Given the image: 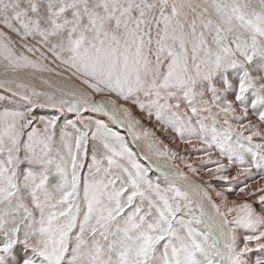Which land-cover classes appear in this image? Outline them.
I'll return each instance as SVG.
<instances>
[{"label":"snow or ice","instance_id":"snow-or-ice-1","mask_svg":"<svg viewBox=\"0 0 264 264\" xmlns=\"http://www.w3.org/2000/svg\"><path fill=\"white\" fill-rule=\"evenodd\" d=\"M254 169L264 0H0V264H264Z\"/></svg>","mask_w":264,"mask_h":264},{"label":"rangeland","instance_id":"rangeland-1","mask_svg":"<svg viewBox=\"0 0 264 264\" xmlns=\"http://www.w3.org/2000/svg\"><path fill=\"white\" fill-rule=\"evenodd\" d=\"M37 86L40 87L38 84H37ZM97 98L99 99V97H97ZM97 115L99 116V114H97ZM137 115H141V114L139 112H137ZM101 118L105 119L106 122H107V118L106 117H101ZM110 126L113 128L114 131L119 132L122 136L125 137V139L129 142L130 147L133 148V151H136L137 152L139 162L142 163V164H144L147 167L148 166V162L145 161L143 159V157L139 155V153L141 151L147 152V149L144 147L143 143L140 142V145L142 147L140 146L139 149L133 147L132 144L130 143V140H129L130 139V136L128 135L126 129H124V128H118V125L115 124V123H111ZM145 126L146 127H151L152 125L146 124ZM137 130H139V129H137ZM158 135H161V138H163V135L162 134L158 133ZM166 143H170V142L166 140ZM173 147H175V146H173ZM179 150L181 151L182 154H185L187 158L191 159V162L194 164V166L197 167V169H198V171L200 173V177L203 178V179H200L201 180L200 182L201 183H204L205 181H207L208 180V173H207L206 169H207V167H213V165H205V164H202V162L197 157L202 156L203 153L202 152H195V151H193V149L190 146H181ZM213 158H215V156ZM153 159L155 160L156 158L153 157ZM158 162L163 163L162 160H160ZM177 163L180 165V167H181L182 170L188 172V175L190 177L192 176L193 179H199L198 177L193 176V174L190 171H188V169L185 168V166L180 161H177ZM253 172H254V178L257 179V180H259V174L256 173V170L255 169L253 170ZM159 175H160V173H158L155 169H151L150 172H149V176L153 180H155L157 178V176H159ZM228 175L229 176H234L235 175V170L229 172ZM246 182L252 184V187L253 188L258 187L259 185H264V180H259V185L256 184V183H253L252 182V178H249V180H247ZM211 183L215 187H217V188H223L225 186L222 182H220V181H218L216 179H213L211 181ZM233 183L236 185V187H239L240 186V183L238 181H234ZM229 196H230V199H236L237 198V197H235L232 194H229Z\"/></svg>","mask_w":264,"mask_h":264},{"label":"bare ground","instance_id":"bare-ground-1","mask_svg":"<svg viewBox=\"0 0 264 264\" xmlns=\"http://www.w3.org/2000/svg\"><path fill=\"white\" fill-rule=\"evenodd\" d=\"M36 84H38L40 87H42V85H40L38 81H37ZM117 125H118V124H117ZM114 126H115V125H114ZM118 128H121V127L118 125ZM124 129H126V128H124ZM126 131H127L128 135L130 136V139H129V140H130V143L132 144V146L135 147V148H138V149H139L140 146H141V145H140V142H137V144H133V143H132V137H131V135L129 134V132H128L127 129H126ZM141 143H142V142H141ZM141 147H142V146H141ZM191 177H192V176H191ZM200 181H201V180H200Z\"/></svg>","mask_w":264,"mask_h":264}]
</instances>
